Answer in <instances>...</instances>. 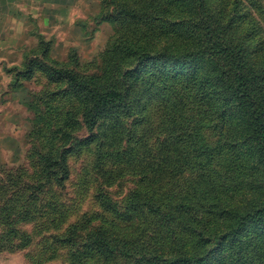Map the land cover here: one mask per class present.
Masks as SVG:
<instances>
[{
  "label": "trees",
  "instance_id": "1",
  "mask_svg": "<svg viewBox=\"0 0 264 264\" xmlns=\"http://www.w3.org/2000/svg\"><path fill=\"white\" fill-rule=\"evenodd\" d=\"M221 9L207 0L123 1L100 71L46 70L66 80L62 96L89 132L78 148L94 143L100 162L130 164L137 177L120 208L97 197L128 224L80 234L98 217L87 215L63 234L70 264H264V52L236 36L233 13ZM67 116L60 142L75 127ZM40 159L49 175L50 156Z\"/></svg>",
  "mask_w": 264,
  "mask_h": 264
},
{
  "label": "rangeland",
  "instance_id": "2",
  "mask_svg": "<svg viewBox=\"0 0 264 264\" xmlns=\"http://www.w3.org/2000/svg\"><path fill=\"white\" fill-rule=\"evenodd\" d=\"M123 1L128 0H0V264H70L71 247L62 236L71 225H82L87 215L98 217L80 234L99 223H129L104 210L97 197L102 192L120 208L137 179L132 165L125 170L112 158L100 162L94 143L78 148L89 132L72 98L62 96L69 90L66 80L46 72L100 71L120 29L113 17ZM234 1L207 0L213 13L218 15L221 3L222 14L233 13L236 36L245 33L247 46L264 52V0H237L233 9ZM67 114L74 115L75 127L60 142L56 129ZM145 116L154 127L152 112ZM140 117L128 120L129 129ZM156 137L153 131L149 143ZM65 149L70 151L63 174ZM42 153L52 161L49 175Z\"/></svg>",
  "mask_w": 264,
  "mask_h": 264
}]
</instances>
